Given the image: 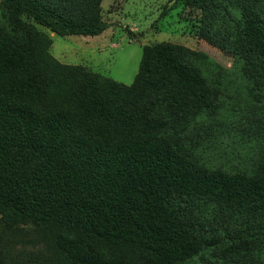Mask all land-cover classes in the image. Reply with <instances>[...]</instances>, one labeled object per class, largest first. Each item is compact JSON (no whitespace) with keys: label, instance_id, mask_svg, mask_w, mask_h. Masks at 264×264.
<instances>
[{"label":"trees","instance_id":"trees-1","mask_svg":"<svg viewBox=\"0 0 264 264\" xmlns=\"http://www.w3.org/2000/svg\"><path fill=\"white\" fill-rule=\"evenodd\" d=\"M185 1L203 10L200 36L264 88V0ZM1 2L0 215L66 229L57 245L72 264H180L206 245L242 252L241 236L207 237L204 211H219V234L238 217L264 221V164L228 174L183 153L182 135L211 105L189 51L145 46L127 86L60 64L36 26L99 36L103 0Z\"/></svg>","mask_w":264,"mask_h":264},{"label":"rangeland","instance_id":"rangeland-1","mask_svg":"<svg viewBox=\"0 0 264 264\" xmlns=\"http://www.w3.org/2000/svg\"><path fill=\"white\" fill-rule=\"evenodd\" d=\"M256 8L264 14V4ZM101 15L108 28L95 37H62L36 26L51 37L49 53L60 64L83 67L127 86L135 81L145 46L169 43L186 48L190 64L206 77L211 105L197 114L182 135L183 153L211 170L247 175L259 171L264 164V88L244 75L240 59L200 36L202 9L185 0H103ZM204 216L209 219L208 238L241 236L237 240L243 250L232 256L226 251L229 245H206L180 264L264 261L261 217H238L229 231L222 228L219 234V211L210 209ZM64 232L57 225L0 215V264H72L58 249Z\"/></svg>","mask_w":264,"mask_h":264}]
</instances>
